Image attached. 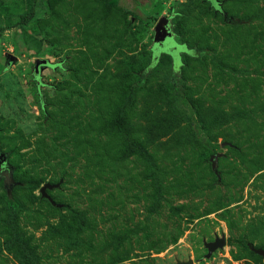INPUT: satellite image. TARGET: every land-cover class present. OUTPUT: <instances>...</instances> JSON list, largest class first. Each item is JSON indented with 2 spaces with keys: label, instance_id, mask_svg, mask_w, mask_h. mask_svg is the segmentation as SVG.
I'll use <instances>...</instances> for the list:
<instances>
[{
  "label": "rangeland",
  "instance_id": "obj_1",
  "mask_svg": "<svg viewBox=\"0 0 264 264\" xmlns=\"http://www.w3.org/2000/svg\"><path fill=\"white\" fill-rule=\"evenodd\" d=\"M0 264H264V0H0Z\"/></svg>",
  "mask_w": 264,
  "mask_h": 264
},
{
  "label": "water",
  "instance_id": "obj_2",
  "mask_svg": "<svg viewBox=\"0 0 264 264\" xmlns=\"http://www.w3.org/2000/svg\"><path fill=\"white\" fill-rule=\"evenodd\" d=\"M168 18L166 17H161L158 18L155 25H154V34H153V42L155 45L160 46V44L165 41L166 38L171 37L172 33L169 30L168 27ZM13 57H10V60H12ZM47 59L42 58V59H36L33 64V71L34 74L37 75L39 68L46 66L47 65ZM210 160L212 162V168H215V155H211ZM56 186V184H50V183H45L43 184L40 188L39 191L42 196H45L47 198L48 195L46 194V188H52ZM225 243L224 236L222 235L221 237H216L213 241H210L208 243H205V246L208 250V254L215 248L217 247H222Z\"/></svg>",
  "mask_w": 264,
  "mask_h": 264
},
{
  "label": "trees",
  "instance_id": "obj_3",
  "mask_svg": "<svg viewBox=\"0 0 264 264\" xmlns=\"http://www.w3.org/2000/svg\"><path fill=\"white\" fill-rule=\"evenodd\" d=\"M178 69L174 67L171 70L172 77H171L170 81H171L173 87L175 88V91L178 94L185 96L187 89H186L185 84H184L183 76H182L180 70H178ZM151 137H152V139H156V137H153V136H151ZM149 139H150L149 136H147L145 141H147V143H150ZM76 217H79V219H82L83 215L77 214ZM9 225H10V229L15 228V226H14L15 225V211L12 208L10 209ZM76 227L79 230H82V228L84 227V224L82 222H80V223H78V226H76Z\"/></svg>",
  "mask_w": 264,
  "mask_h": 264
},
{
  "label": "flooded vegetation",
  "instance_id": "obj_4",
  "mask_svg": "<svg viewBox=\"0 0 264 264\" xmlns=\"http://www.w3.org/2000/svg\"><path fill=\"white\" fill-rule=\"evenodd\" d=\"M168 27H169V24H168Z\"/></svg>",
  "mask_w": 264,
  "mask_h": 264
}]
</instances>
